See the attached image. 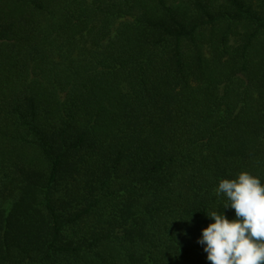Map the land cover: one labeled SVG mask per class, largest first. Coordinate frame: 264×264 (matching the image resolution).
Returning <instances> with one entry per match:
<instances>
[{
  "label": "trees",
  "instance_id": "1",
  "mask_svg": "<svg viewBox=\"0 0 264 264\" xmlns=\"http://www.w3.org/2000/svg\"><path fill=\"white\" fill-rule=\"evenodd\" d=\"M242 171L264 0H0V264H209Z\"/></svg>",
  "mask_w": 264,
  "mask_h": 264
},
{
  "label": "clouds",
  "instance_id": "2",
  "mask_svg": "<svg viewBox=\"0 0 264 264\" xmlns=\"http://www.w3.org/2000/svg\"><path fill=\"white\" fill-rule=\"evenodd\" d=\"M224 194V209L235 211V219L212 211L198 243L204 246L209 264H264V184L247 171L235 179H221L214 190Z\"/></svg>",
  "mask_w": 264,
  "mask_h": 264
}]
</instances>
